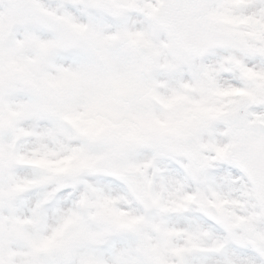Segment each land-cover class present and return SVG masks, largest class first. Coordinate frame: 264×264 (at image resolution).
Wrapping results in <instances>:
<instances>
[{"label":"snow or ice","instance_id":"obj_1","mask_svg":"<svg viewBox=\"0 0 264 264\" xmlns=\"http://www.w3.org/2000/svg\"><path fill=\"white\" fill-rule=\"evenodd\" d=\"M0 264H264V0H0Z\"/></svg>","mask_w":264,"mask_h":264}]
</instances>
